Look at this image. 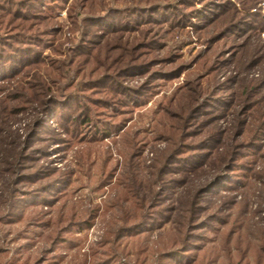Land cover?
Masks as SVG:
<instances>
[{"label": "trees", "instance_id": "1", "mask_svg": "<svg viewBox=\"0 0 264 264\" xmlns=\"http://www.w3.org/2000/svg\"><path fill=\"white\" fill-rule=\"evenodd\" d=\"M136 1L124 10L89 11L95 16L70 31L75 35L81 29L75 39L65 37L55 20L65 0H0V183L6 187L0 190V221L17 217L19 209L29 210V224L48 228L53 236L48 253L73 228L91 226L100 207L89 209L81 220L69 195L64 196L65 174L47 165L28 171L48 154L39 144H67L63 135L97 143L124 133L129 119L111 123L107 111L123 107L124 116L161 79L182 71L180 66L159 69L175 60H157L155 37L140 41L134 35L127 41L128 35L142 33L140 27L148 32L152 25L171 30L193 25L207 44L197 63L203 73L169 99L177 113L160 112L153 133L166 148L150 165L139 148L128 155L123 175L103 201L109 220L92 251V263L264 264V73L243 74L260 66L259 50L250 38L236 47L223 43L255 27L259 13L250 11L258 1L245 6L247 0H238L240 9L229 0H210L196 9L203 0ZM90 2L95 0H80L81 11ZM229 13L232 17L225 20ZM261 30L252 32L258 37ZM122 36H127L126 44L118 41ZM68 43L74 45L65 49ZM46 49L57 56L64 52L65 61L44 57ZM64 66L73 67L80 92L89 95L86 100L52 89L53 77L63 78ZM137 76L145 77L139 86L124 85ZM99 95L105 97L96 99ZM94 112L102 114L95 118ZM25 116L32 121L21 137L13 124ZM247 184L249 193L244 191ZM206 229L218 234L209 247L202 244ZM2 253L0 249V264H33L7 261Z\"/></svg>", "mask_w": 264, "mask_h": 264}, {"label": "rangeland", "instance_id": "2", "mask_svg": "<svg viewBox=\"0 0 264 264\" xmlns=\"http://www.w3.org/2000/svg\"><path fill=\"white\" fill-rule=\"evenodd\" d=\"M139 1L141 3L148 2V0ZM163 1H165L163 2L164 4H176L178 0ZM208 1L210 0H203L196 3L193 9L200 7L199 4H205ZM229 1L236 5V7H239V9L241 8L238 0ZM256 1H258L257 5L250 11V13H253L257 10L259 13L257 15V23H254L255 27L238 37L233 38V36H230L226 40L223 39V43L227 44L226 46L236 47L241 44V41H244V38H250V45L258 48L260 53L258 65L260 66L256 67L254 72H250V70L244 71L243 74L245 73L248 78L254 75L260 77V73H264V0H247L245 6L254 4ZM79 2L80 0H65L56 11L57 16L55 20L57 26L63 30L65 37L70 36L75 39L79 38L81 29H79V32H76L75 35H72L70 31L75 27L80 28L82 25L81 21L84 18L95 16L88 15V13H93L98 10L105 11L106 9H113L116 11L124 10L137 3L136 0H95L94 4L91 2L84 4V10L82 9L81 11ZM233 15H236V13ZM229 17H232L231 13L227 14L225 20ZM72 19L76 21L74 26ZM219 25L220 24H217L216 26ZM192 26L193 25H189L184 29L171 30L167 25L159 29L157 26L152 25L148 29V32H145L146 28L140 27L142 33H130L128 35V40L126 39L127 36H122L120 40L117 38L118 41L126 44V40H132L134 35L135 38L140 41H142L141 38L144 37H146V39L155 37L157 43L155 45L154 54L157 60L167 58L175 60L174 62L164 65L160 64L158 66L159 69L168 70L174 66H180L182 68L181 73L177 77L169 80L161 79L158 84L154 86L153 92L143 97L145 98L143 103L136 106L134 105L124 116L123 107L116 113L110 110L107 111L111 114H108L106 119L111 120V123L116 124L123 121L124 118L129 119L126 125L127 130L124 133L123 130L119 131L111 137L97 143L72 139L66 135H63V137H66L69 142L64 145H56L54 143L41 141L39 147H46L48 154L39 161H36L28 171L35 165H47V167H53L60 173L65 174L66 179L69 180L64 186L66 187L64 196L69 195L81 220L86 217L88 210L92 207L99 206L100 210L98 215L94 216L92 219L90 227L83 230L73 228L70 233L64 234L63 237L66 239L65 242L59 243L54 253L47 252L53 240V236L49 229L30 225L29 216L31 212L29 210H17V217L10 216L8 219L0 221V249L1 252H3V255L1 254L3 259L7 261H29L33 264L37 260H39L37 264H84V259H87L85 264H93V258L91 257L92 251L95 249V244L101 237L105 225L109 220L108 213L104 211L103 201L106 200L114 184L117 183L120 176L123 175L122 173L125 171L128 155H130L134 149L139 148L142 150V158L146 161L147 165H150L152 158L166 148L165 142L153 133L155 125L157 124L156 122L160 119L159 116L163 114V112H160L165 111L168 115H170V113H177L174 108V103L170 102L173 106H169V99L172 95L176 94L181 87H186L190 84V81L193 82L203 73V70L197 63L206 53L207 44L205 40L201 39L200 36H197L193 32L194 29ZM261 28L262 30L258 33V37L254 36V32L252 31H258ZM118 36L119 34L117 37ZM73 45L74 43L65 44V49L72 48ZM43 55L53 62L65 61L64 52H62L61 56H57L53 54L50 49H46ZM62 73L63 78L58 79L53 77L52 83L54 84L52 85V89L61 93H76L75 95H77L79 100H86L89 95L80 92L82 84L78 81L73 67L64 66ZM144 79L145 77L139 76L128 78L124 82V85L136 87L139 86ZM121 84L123 85V82ZM106 90L110 89L106 88ZM194 91L198 92L197 90ZM177 93L181 94V92ZM103 97L105 96L99 95L95 98L101 99ZM34 108L36 112L40 110V106L35 105ZM130 108L131 107H129V109ZM93 114L95 118H99V115L102 113L94 112ZM163 116H166V114ZM109 117H111V119ZM31 121V118L29 119L25 116L24 119L17 124H13V128L18 129L19 134L23 137ZM50 121H53V126H55V121L52 119ZM135 142L137 143L136 146ZM31 164L32 162L29 163V166ZM111 174L112 177L110 180H107ZM105 181L111 182L105 183L103 188H100V185ZM250 182L251 181L248 183ZM4 186L5 184L0 183V190H5L6 187L4 188ZM137 190H141L140 186L137 187ZM244 191L245 193L250 192L248 184L244 187ZM260 201L264 203V198H261ZM253 205L254 207L252 209H257V207H255V202H252V206ZM1 208L2 207H0V209ZM165 227L169 229L171 225H166ZM213 227L217 228L218 226L214 224ZM217 235V232L212 229H206L205 232L203 231V237L205 238L202 242L203 246L209 247L214 245L217 240Z\"/></svg>", "mask_w": 264, "mask_h": 264}]
</instances>
